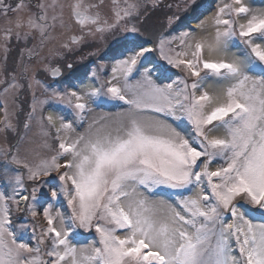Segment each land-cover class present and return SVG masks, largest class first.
<instances>
[{
    "label": "snow or ice",
    "instance_id": "snow-or-ice-1",
    "mask_svg": "<svg viewBox=\"0 0 264 264\" xmlns=\"http://www.w3.org/2000/svg\"><path fill=\"white\" fill-rule=\"evenodd\" d=\"M148 3L163 0H111L110 16L104 0H0L5 62L13 36L43 50L74 26L60 47L91 39L110 62L64 90L23 63L26 85L0 80L5 139L9 105L32 93L23 133L0 145V264H264V8L218 0L201 19L211 5L179 0L165 35L143 27ZM109 105L123 107L96 112Z\"/></svg>",
    "mask_w": 264,
    "mask_h": 264
},
{
    "label": "rangeland",
    "instance_id": "rangeland-1",
    "mask_svg": "<svg viewBox=\"0 0 264 264\" xmlns=\"http://www.w3.org/2000/svg\"><path fill=\"white\" fill-rule=\"evenodd\" d=\"M198 1V0H197ZM26 3H29L31 5H35L37 3V0L34 1H30V0H25ZM63 3L67 4L69 2V0H62ZM86 3L89 2H95V0H85ZM139 2L144 5L146 3V0H139ZM179 2V0H163L162 6L161 8L155 9V10H151V4L148 3L147 7L149 8L148 13L145 15L144 17V24L143 27H145L146 29H148L149 33H151L153 31V14L156 12H164L165 15L167 13H169V9L164 7L163 5L172 3L175 4ZM248 2L251 4V6H253L254 8H264V0H248ZM202 3V2H199ZM204 4H208V1L203 2ZM218 3V0H211V2L208 5H211V8L209 9V11H207L205 13V16L201 17V19H205L208 16H210L216 7V4ZM112 7L111 4V0H104V13L106 15H111L110 9ZM33 10H35L33 8ZM143 10V9H142ZM172 11H175V9L173 8ZM67 12L68 9L65 8V20L68 19L67 16ZM153 12V13H152ZM152 13V15H150ZM185 13L181 12L180 15H184ZM150 15V16H149ZM165 15L162 19H160L158 21V24H156V27L154 28L155 31H162L165 35L168 34H175L178 35L179 34V29L177 28L176 25H173L171 28L166 27V22H165ZM152 18V22H149V19ZM163 24V25H162ZM5 21L3 18H0V29H2L3 27H5ZM189 27H194V24L189 25ZM79 33V29L78 27H73L72 32H64L63 34H60L59 29L57 30L56 36L57 39L50 41L44 48L43 50H39V37L38 36H33V37H29V39L27 41L21 39L19 42L21 43H28V47L27 48H37V50L39 51V55L38 56H34L32 61H28L27 60V53H23L24 55V60L23 62H21V54H22V49H24V47L22 45H20L19 47H15V43L17 42V40L15 39V36H13L12 41L9 44V51L7 52V61H4V51L3 48L0 47V80H5V81H10L11 80V76L9 75V73H15L17 79L23 83V84H27V80L23 79V72H22V63L23 64H29L31 66V68L34 70L36 78L38 79V74L41 73L43 75H48V73L46 71H44V66L45 64L48 65H52L55 66L54 64L56 62H60L63 57L65 56V62L60 65L61 66V70L63 69V67L67 66V64L72 63L74 61L76 62H84L85 59H87L88 57H90V59L92 60V58L95 60V63L92 64L91 68H87V75L90 76L91 75V71L93 68H97L99 67L100 64L104 63V64H108L110 63L109 61H106L105 59L101 58L104 53L103 51L100 53V55L98 56H85L87 54H89L90 51H94L95 50V45L97 44L96 41H93L91 39H88L86 41V43H84L83 45H81L79 48H75L73 51H68L66 49H63L60 47V44L62 42L67 41L68 37L72 34H78ZM142 39H147L149 41V43L151 42V37L146 36L143 37ZM17 42V43H19ZM112 40H109L108 43L109 45L112 43ZM86 48V52L82 53V56H78V54L83 50V48ZM106 50V49H105ZM51 51H58L59 53H61V55H52ZM75 56L73 58V60L68 59V57L66 56ZM16 56V61L17 62V66L15 67V72H10L7 71V69H12V57ZM86 57V58H85ZM100 58L102 60H100ZM99 59V60H98ZM89 59H87V61H91ZM110 69L106 68V72L109 71ZM173 72L175 73L176 76H179L180 73L175 72V70H173ZM70 72L64 70V72L62 74H69ZM31 73H29L30 75ZM72 74V73H71ZM40 80V79H39ZM41 81V80H40ZM42 82V81H41ZM66 83V82H65ZM44 84V83H43ZM47 88H49V90L56 88L59 90H64L68 84H64L63 83H56V84H52V85H47L44 84ZM5 85L0 83V90L3 89ZM36 91V95L41 98V99H45L46 98V93L44 92L43 88L40 87H36L35 88ZM21 93L18 96V103L20 104V108L16 109L15 111H13V106L10 104L9 105V113H10V118L12 119V122L17 126V133H7V139H5V134L4 133H0V145H5V146H9V145H14L17 142L18 139V134H22L23 133V122L26 116L27 111L29 110V105L31 103L32 100V93L30 90H27V88L25 87L24 89H21ZM2 103H3V93L2 91H0V120L3 119V109H2ZM51 105H46V108H51ZM123 106H116V105H109L108 107L104 108V109H96V112H100V111H107V112H111V113H115L118 112L120 110H122ZM67 111V110H66ZM69 119H71V116H69ZM86 126V125H85ZM80 130H83L82 128ZM6 166V161L3 158H0V187H3L7 184L6 179L4 178L2 172L4 167ZM8 167H11L10 165ZM15 218V217H14ZM19 223H24L26 221H24V218H21V220L18 221ZM18 223V224H19ZM84 235H87L89 237L93 236L94 234L92 233H86ZM29 243H33V241H29Z\"/></svg>",
    "mask_w": 264,
    "mask_h": 264
},
{
    "label": "trees",
    "instance_id": "trees-1",
    "mask_svg": "<svg viewBox=\"0 0 264 264\" xmlns=\"http://www.w3.org/2000/svg\"><path fill=\"white\" fill-rule=\"evenodd\" d=\"M205 1H208V0H198L197 3H199V2H202L203 3ZM164 15H165V13L163 11L162 12L161 11L160 12H156V13L153 14V31H155L154 28L156 27V24H158V21L160 19H162L164 17ZM185 15H187V13H185L183 16H185ZM149 22H152V18L149 19ZM15 47H18V46L15 45ZM17 62L18 61H16V56L12 57V64H11V66H12V71L13 72H15L14 69L17 66ZM77 70H79V71L72 72V74H71L70 71H69L70 72L69 74H67V75L64 74V77L63 78H59L58 81H57V83H60V82L63 83L64 82V84H68L69 85L74 80H79L80 78L84 77L85 74H87V67H86V65H84L83 67L78 66L77 67Z\"/></svg>",
    "mask_w": 264,
    "mask_h": 264
},
{
    "label": "bare ground",
    "instance_id": "bare-ground-1",
    "mask_svg": "<svg viewBox=\"0 0 264 264\" xmlns=\"http://www.w3.org/2000/svg\"><path fill=\"white\" fill-rule=\"evenodd\" d=\"M10 2L11 3H15L16 2V0H10ZM208 2L210 3L211 2V0H208ZM208 3V4H209ZM21 42H19V44H20ZM22 45L25 47V48H27L28 47V43H22ZM67 57H68V59H70V60H73V58L75 57V56H68V55H66ZM85 56H87V55H85ZM86 58V57H85ZM87 59H89V60H91L90 59V57H88ZM87 59H85V61L84 62H76V61H74V62H72L71 64L73 65V67L71 68V69H69L67 66H65V67H63V69H65L66 71H70L71 73L72 72H75V71H79V70H77V67L78 66H81V67H83L84 65H86V67L87 68H91V66H92V64H94L95 63V60L92 58V60L91 61H87ZM99 60V59H98ZM100 60H102L101 58H100ZM65 62V56L63 57V59L60 61V62H56L54 65L55 66H60V68H61V66L62 65H60L61 63L63 64ZM84 70V69H83ZM38 79H40L41 81H42V83H44V84H46L47 82H48V75H43V74H41V73H39L38 75Z\"/></svg>",
    "mask_w": 264,
    "mask_h": 264
},
{
    "label": "flooded vegetation",
    "instance_id": "flooded-vegetation-1",
    "mask_svg": "<svg viewBox=\"0 0 264 264\" xmlns=\"http://www.w3.org/2000/svg\"><path fill=\"white\" fill-rule=\"evenodd\" d=\"M152 13H153V12H152ZM152 13H151L150 15H152ZM150 15H149V16H150ZM83 51H84V49H83ZM81 52H82V51H81ZM81 52H80V53H81ZM80 53H79V54H80ZM101 58H103V56H102Z\"/></svg>",
    "mask_w": 264,
    "mask_h": 264
}]
</instances>
